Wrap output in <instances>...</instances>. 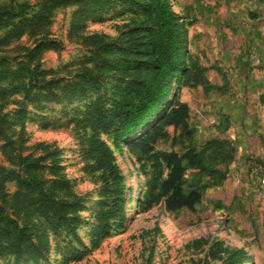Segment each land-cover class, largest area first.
<instances>
[{"label": "trees", "instance_id": "obj_1", "mask_svg": "<svg viewBox=\"0 0 264 264\" xmlns=\"http://www.w3.org/2000/svg\"><path fill=\"white\" fill-rule=\"evenodd\" d=\"M121 1L41 0L30 13L26 2L0 7V21L17 18L8 23L0 37L1 45L48 25L56 7L76 3L69 32L88 47L81 57V69L69 77H50L52 72L41 65L42 51L59 46L52 38L44 37L31 47L22 46L26 51L24 58L14 68L5 64L7 56L0 55V83H5L0 87V108L8 96L20 92L21 99L13 100L18 105L14 113L20 127L26 102L58 101L89 91L98 93L110 82V94H99L84 110H78L80 116L76 120L84 134L88 159L85 168L98 171L99 195L103 197L97 201L95 222L89 230L92 246L125 220L123 175L100 133L112 132L114 145L118 149L122 142L135 155L141 171L148 163L152 176L147 180L148 190L138 201L143 208L161 201L168 211L192 209L201 200L206 184L196 180L184 189V172L193 168L199 173L216 174L218 183L226 177V169L221 170L218 165H227L235 152L233 143L223 137L206 139L199 148L188 144L181 152L155 147L166 136L168 126L178 128L181 137L190 138L193 134L188 124L189 106L180 99L178 91H172L173 84L200 85L204 92L219 90L221 86L208 80V67L189 53L180 16L172 10L169 0H131L129 8L141 21L128 25L116 38L100 32L85 34L88 21L99 19ZM259 100L264 102V92L259 94ZM9 124L8 112H2L0 139L4 140L2 146L9 166H0V256H13L9 264H25L28 260L37 264L39 258H45L47 230L63 229L78 237L75 228L81 221L78 211L83 208L82 196L75 193L64 174L57 149L40 144L45 154L37 156L16 150L14 139L6 132ZM45 158H49L47 164L42 162ZM12 180L16 187L9 193L5 185ZM35 218L41 221L36 222ZM85 253L86 249L72 246L70 259L78 260ZM238 253L239 250L228 251L224 264H237Z\"/></svg>", "mask_w": 264, "mask_h": 264}, {"label": "rangeland", "instance_id": "obj_2", "mask_svg": "<svg viewBox=\"0 0 264 264\" xmlns=\"http://www.w3.org/2000/svg\"><path fill=\"white\" fill-rule=\"evenodd\" d=\"M11 2H26L27 11L30 13L37 9L41 0H0V7ZM169 2L172 10L180 16L179 21L182 23V32L186 39L190 35L192 23L198 19L197 12L209 15L213 8H218L225 2L224 9L228 10V16L218 15V27L220 29L224 27L223 32L241 40L246 51L255 46L251 40H247V31L253 38L264 41L262 31L264 2L258 0H169ZM130 3L131 0H122L99 19L94 22L88 21L85 34L100 32L113 39L128 25L140 22L141 17L133 14L129 8ZM76 7V3L56 7L48 25L31 33L26 31L1 44L0 55L8 58L5 64L14 68L17 62L24 58L26 51L21 48L22 46L31 47L44 37L52 38L59 46L45 48L41 54L42 67L52 72V76L46 75V79L49 76H73L82 67V55L88 52V47L77 35L69 32L71 14ZM16 20L17 18L0 21V37L9 27L8 23ZM246 53L248 55V52ZM246 53L242 51L240 56ZM255 58L258 57L254 55V63ZM254 63L252 68L255 71L261 67L259 58L257 64ZM217 71L221 84L223 83L219 91H224L228 83L227 74L220 69ZM4 85V82L0 83V87ZM173 90L178 91L181 99L189 100V96L192 97L189 112L193 119L207 121L208 112L204 105L196 104L201 101L196 99L199 92L195 94V89L190 90L188 86L178 84L172 85ZM99 94L106 96L110 94V82H107L98 93L89 91L58 101L26 102L22 127L14 113L18 105L13 101L21 99L20 92L8 96L6 103L0 108V115L2 112H8L11 120L6 132L14 139V148L35 156L45 154V149L40 144H47L48 149H57L64 174L71 180L75 193L82 196L83 208L78 211L81 221L75 228L78 237L63 229H59L58 232L47 230L48 245L45 258H39L37 264H224L230 250L240 251L237 254L239 259L237 264H264V205L258 202L254 190L244 194L241 189L243 183L233 184V190L226 187L222 190L212 188L222 183V181L215 183L216 174L199 173L189 168L183 174L184 189L187 190L189 184L196 180L206 184L202 190L201 200L192 209L182 207L168 211L161 201L143 208L138 201L148 190L147 180L152 176L151 169L148 163H145V171H141L135 155L128 152L122 142H119L117 149L113 143V133L110 131L102 132L100 136L108 144L114 162L123 175L125 220L121 226L103 237L96 246L90 244L89 230L95 222L97 201L103 197L99 195L101 182L97 175L98 171L85 168L88 159L84 150V134L80 122L77 123L76 120L80 116L78 110H84L85 106L96 100ZM192 95H195V98ZM221 124H224L223 119ZM178 134V128H166V136L160 138L155 147L181 152L188 144L198 143L194 134L190 138ZM263 142L264 136L254 135L247 139L246 146L249 148L258 143L262 145ZM3 143L4 140L0 139V166L8 167L9 162L3 150ZM249 154L251 153L247 155ZM258 158L247 157L244 163V178L251 188L255 185L253 182L255 179L249 174L250 165L261 164V159ZM42 162L47 164L49 158L43 159ZM43 174L47 176L45 169ZM227 176L231 177V174ZM232 180L231 177V182ZM5 186L11 193L16 183L13 180L8 181ZM34 221L41 219L35 218ZM72 246L86 249V253L80 259L72 260L70 259ZM12 259L11 255L0 256V264H9ZM25 264L35 263L28 260Z\"/></svg>", "mask_w": 264, "mask_h": 264}, {"label": "crops", "instance_id": "obj_3", "mask_svg": "<svg viewBox=\"0 0 264 264\" xmlns=\"http://www.w3.org/2000/svg\"><path fill=\"white\" fill-rule=\"evenodd\" d=\"M223 3L224 5L213 8V12L209 15L197 12L198 19L192 23L193 25L189 29L187 49L190 54L198 58L202 65L208 67L205 73L212 84L217 86L223 84H221L219 72L215 70V67L227 74L228 83L224 91L211 89L204 92L201 86L189 87L190 90H196H194L195 94L199 92L196 99L201 101L196 104L204 105L208 112V118H206V122H201L193 119L189 112L188 124L193 128L194 138L200 143L195 144L197 148L206 139L213 137L226 138L236 147L234 158L227 165H218L219 169L227 170L226 176L231 174L232 182L231 177L227 176L220 185H215L212 188L222 190L226 187L233 190V184L241 185L243 183L241 189L244 194L254 190L257 195L256 179L254 178L255 185L251 188L247 179L244 178L243 169L247 157H259L264 170V142L262 145L258 143L249 148L246 146L249 137L264 136V102L259 100V94L264 92V41L253 38L252 34L247 31V40H251L255 46L246 51L241 40L223 32L224 27L220 29L217 25L219 14L228 16V10L224 9L226 4ZM262 31H264V27ZM242 51L248 52V55L246 53L240 56ZM254 55L259 58L261 65L257 72L252 68ZM192 96L195 98V95ZM189 98V100L180 99L185 101L190 108L193 100H191L192 97L189 96ZM221 119L224 124H221ZM249 152L251 154L247 155ZM212 191L214 192L213 189Z\"/></svg>", "mask_w": 264, "mask_h": 264}, {"label": "built area", "instance_id": "obj_4", "mask_svg": "<svg viewBox=\"0 0 264 264\" xmlns=\"http://www.w3.org/2000/svg\"><path fill=\"white\" fill-rule=\"evenodd\" d=\"M257 64L258 58H255ZM258 70H255L257 72ZM200 113V111H197ZM249 174L256 179L257 200L264 205V170L261 164H251Z\"/></svg>", "mask_w": 264, "mask_h": 264}]
</instances>
